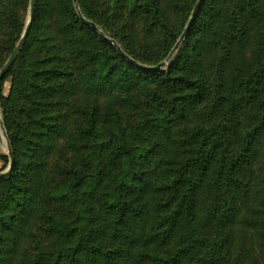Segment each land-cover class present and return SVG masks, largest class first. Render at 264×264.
Instances as JSON below:
<instances>
[{
	"label": "trees",
	"instance_id": "16d2710c",
	"mask_svg": "<svg viewBox=\"0 0 264 264\" xmlns=\"http://www.w3.org/2000/svg\"><path fill=\"white\" fill-rule=\"evenodd\" d=\"M197 1L77 0L145 66L169 56ZM27 5L0 0V70ZM85 21L73 0H35L0 82L15 158L0 264H264V0H203L158 72Z\"/></svg>",
	"mask_w": 264,
	"mask_h": 264
},
{
	"label": "water",
	"instance_id": "95a60500",
	"mask_svg": "<svg viewBox=\"0 0 264 264\" xmlns=\"http://www.w3.org/2000/svg\"><path fill=\"white\" fill-rule=\"evenodd\" d=\"M74 1V4H75V7H76V10L79 14V16L81 17V19L83 21L84 18H82L81 14H80V11H79V8H78V5H77V0H73ZM203 0H199L198 3L195 5L194 9H193V12H192V15L182 33V35L180 36L179 40L177 41L176 45L174 46V48L172 49L171 53L169 54V56L164 60L162 61L161 63L155 65V66H145V65H142L138 62H136L135 60L131 59L122 49L121 47L116 43V41L106 37L104 35V33H102V31H100L98 29V27L92 23V22H87L85 21L87 24L90 25V27L95 30L105 41H107L108 43H110L111 45H113L117 51L119 52V54L124 57L126 60H128L131 64H133L134 66H136L137 68L139 69H142V70H146V71H151V72H158V71H161L163 69H165L170 60H171V57L173 55V53L178 49V47L180 46L181 42L187 37L188 33H189V30L196 18V15L198 13V10L200 8V5L202 3ZM34 11H35V0H30V18H29V21L26 25V28L23 32V35L18 43V45L16 46V48L14 49V51L12 52V54L10 55L9 59L7 60V62L5 63V65L3 66V68L1 69V72H0V82L1 80L4 78V76L6 75V73L8 72V70L10 69V67L14 64L15 60H16V57L18 56V54L20 53L28 35H29V31H30V26H31V20L33 18V15H34ZM0 128L3 130V134H4V137L6 138L7 140V151H8V158H9V166L7 167V169H5L4 171H0V178H3L7 175H9L11 173V170L14 166V163H15V158H14V154H13V151H12V147L10 145V143L8 142V136H7V133L5 131V127L3 125V122H2V119H1V105H0Z\"/></svg>",
	"mask_w": 264,
	"mask_h": 264
},
{
	"label": "rangeland",
	"instance_id": "374dc122",
	"mask_svg": "<svg viewBox=\"0 0 264 264\" xmlns=\"http://www.w3.org/2000/svg\"><path fill=\"white\" fill-rule=\"evenodd\" d=\"M199 1V0H198ZM198 1H197V3H198ZM203 2V1H202ZM73 3H74V1H73ZM196 3V4H197ZM202 4V3H201ZM77 5H78V2H77ZM74 7H75V4H74ZM195 7V6H194ZM78 8H79V6H78ZM200 8H201V5H200ZM200 8H199V10H200ZM75 9H76V7H75ZM199 10H198V12H199ZM193 12V11H192ZM21 15H22V17H23V27H22V32H21V35H20V38H19V41H20V39H21V37H22V35H23V32H24V30H25V28H26V25H27V23H28V21H29V18H30V0H28V5L26 6V7H24L23 9H22V13H21ZM191 15H192V13H191ZM191 15H190V17H191ZM197 15H198V13H197ZM197 15H196V17H197ZM195 20H196V18H195ZM194 20V21H195ZM58 20L57 19H55V20H48V21H46V22H44V25H48V24H52V25H57L58 24ZM194 23V22H193ZM193 25V24H192ZM191 28H192V26H191ZM190 28V29H191ZM189 32H190V30H189ZM49 33H52L51 31H49ZM97 33V32H96ZM189 34V33H188ZM188 36V35H187ZM187 38V37H186ZM185 38V39H186ZM179 40V39H178ZM19 41H18V43H19ZM4 42H5V40H4ZM18 43L16 44V46L18 45ZM183 43H184V40L181 42V44H180V46L178 47V49L173 53V55H172V57H171V60H170V62H169V64H168V66L165 68V69H163V70H167L168 69V67L170 66V64H171V62L173 61V59H174V57L176 56V54L178 53V51L180 50V48L182 47V45H183ZM16 46H15V48H16ZM120 46V45H119ZM14 48V49H15ZM7 62V61H6ZM5 62V63H6ZM163 70H161V71H163ZM0 72H1V70H0ZM11 81H12V78H9L5 83H4V85H3V91H2V93H3V95L5 96V97H8L9 96V93H10V89H11ZM1 119H3V117H2V110H1ZM6 131V130H5ZM7 133V132H6ZM8 142H9V139H8ZM10 143V142H9ZM0 156H2V157H7V163L5 162V161H2L1 159H0V171H4L5 169H7V167L9 166V158H8V151H7V140H6V138L4 137V134H3V130L0 128ZM16 261H17V258H13V260H12V262H11V264H15L16 263Z\"/></svg>",
	"mask_w": 264,
	"mask_h": 264
}]
</instances>
